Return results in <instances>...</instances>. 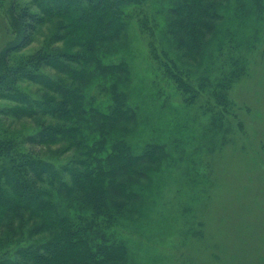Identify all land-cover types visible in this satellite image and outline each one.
<instances>
[{"label":"trees","instance_id":"obj_1","mask_svg":"<svg viewBox=\"0 0 264 264\" xmlns=\"http://www.w3.org/2000/svg\"><path fill=\"white\" fill-rule=\"evenodd\" d=\"M145 1H12V39L0 50V114L29 119L35 131L24 136L0 122V264H126V245L115 233L137 198L131 189L143 176L140 170L156 166L165 154L156 144L135 154L119 134L136 117L118 88L127 73L124 63L104 64L98 50L123 33L127 19L136 20L156 76L168 80L185 105L206 98V113L215 106L210 100L231 105L228 91L240 76L234 62L213 83L202 77L194 84L180 66L205 58L206 35L220 32L221 6L230 0H174L165 47L154 39L156 25L142 11ZM46 23L54 29L43 44L21 55ZM215 49L220 54L222 43ZM47 69L57 71V79ZM91 71L103 81L86 96L78 81ZM107 79L113 80L109 86ZM24 83L37 84L42 97H32ZM103 93L111 95L106 108L96 101ZM52 146L59 152L47 158L41 149ZM61 153L67 154L64 161Z\"/></svg>","mask_w":264,"mask_h":264},{"label":"rangeland","instance_id":"obj_2","mask_svg":"<svg viewBox=\"0 0 264 264\" xmlns=\"http://www.w3.org/2000/svg\"><path fill=\"white\" fill-rule=\"evenodd\" d=\"M12 1L0 0V50L12 39L7 27ZM145 2L142 11L156 25L154 39L165 47L174 0ZM133 7L140 10V5ZM221 7L220 32L206 35L205 58L180 66L196 84L202 77L213 83L235 63L240 76L228 91L230 106L210 100L215 106L206 113V98L185 105L169 81L154 73L133 18L116 40L98 50L104 64L125 65L126 78L118 88L136 117L119 134L135 154L147 144L165 147L156 166L140 170L143 176L131 189L137 198L115 233L126 245V264H264V0H230ZM53 29V23H46L20 54L38 49ZM45 72L54 79L59 75ZM96 76L91 71L78 81L86 96L103 81ZM108 79L103 83L109 86L113 80ZM23 86L36 99L44 93L37 84ZM103 94L96 101L106 108L111 95ZM0 122L24 136L35 131V123L26 118L0 114ZM57 149L41 150L56 158ZM66 155L61 153V161Z\"/></svg>","mask_w":264,"mask_h":264}]
</instances>
